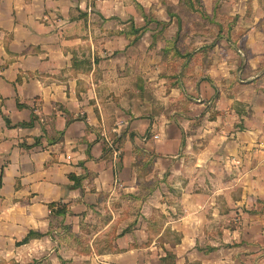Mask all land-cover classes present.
Returning a JSON list of instances; mask_svg holds the SVG:
<instances>
[{"label":"crops","instance_id":"obj_1","mask_svg":"<svg viewBox=\"0 0 264 264\" xmlns=\"http://www.w3.org/2000/svg\"><path fill=\"white\" fill-rule=\"evenodd\" d=\"M195 1L0 0V264L264 261V0H198L250 56L152 74L161 110L128 72V20Z\"/></svg>","mask_w":264,"mask_h":264},{"label":"rangeland","instance_id":"obj_2","mask_svg":"<svg viewBox=\"0 0 264 264\" xmlns=\"http://www.w3.org/2000/svg\"><path fill=\"white\" fill-rule=\"evenodd\" d=\"M229 4L228 2L218 3L217 6V2H212L210 7L209 4L205 7L198 0L191 6L187 2H179L165 7L167 13L164 18L157 19L151 13L144 16L143 21H138L143 28L139 39H135V34L129 36V41H136V43L130 44L131 47L125 52L126 64L131 63L128 66V72L131 71L134 75V70L141 63L144 65L142 73L146 75V80L155 73L156 76L161 75L164 80L168 78L169 83H175V76L178 71L183 70L184 63L187 66L189 62L193 63L191 67H187V70L195 69L199 63L205 64L207 59H213L218 52L215 49L218 43H224L228 47L234 46L235 49L239 48V58L246 60L250 56V51L244 46V34L230 32L232 25H235L236 18L227 17L225 10H222L221 15L218 14V16L204 14L206 8L216 6L219 10L222 5L225 9ZM131 25L135 27L133 19L128 20L126 32L130 30ZM226 27L228 32H226ZM176 51L183 55L187 53H192V55L190 58L181 57ZM149 83L150 81L143 84L144 96L149 101L152 99L156 110H161V101L155 104L156 97L151 90L145 88ZM257 263L264 264V261L260 258Z\"/></svg>","mask_w":264,"mask_h":264},{"label":"trees","instance_id":"obj_3","mask_svg":"<svg viewBox=\"0 0 264 264\" xmlns=\"http://www.w3.org/2000/svg\"><path fill=\"white\" fill-rule=\"evenodd\" d=\"M142 31H143V28L142 27L141 28H135V27H133V25H131L130 30L127 31V32H125V36L126 37H129L130 34H135V36H136L135 39H138L139 36H140V34L142 33ZM176 52L181 57L190 58L191 55H192V53H187V54H184L183 55V54L179 53L178 51H176ZM176 76H177V74H176ZM176 76H175V83H173L172 86L178 85V83H179V81H177V77ZM104 150H106V146H104ZM87 155L90 157L89 150L87 151ZM69 178L74 181L73 186L74 187H77L79 185V182H80L82 176H76V175L70 173L69 174ZM48 206L50 207L51 210L54 209V212L56 214H58V215H60V214L61 215H64L66 213V205H60L58 203L51 202V203L48 204ZM43 235L44 234L36 233L34 231H30L26 235V237H24L21 241L17 242V244L25 243L28 240H30L31 238H33V237H40V236H43Z\"/></svg>","mask_w":264,"mask_h":264}]
</instances>
